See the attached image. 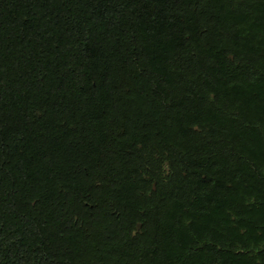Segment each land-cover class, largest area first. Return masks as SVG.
Instances as JSON below:
<instances>
[{
	"label": "trees",
	"instance_id": "trees-1",
	"mask_svg": "<svg viewBox=\"0 0 264 264\" xmlns=\"http://www.w3.org/2000/svg\"><path fill=\"white\" fill-rule=\"evenodd\" d=\"M0 264H264V0H0Z\"/></svg>",
	"mask_w": 264,
	"mask_h": 264
}]
</instances>
